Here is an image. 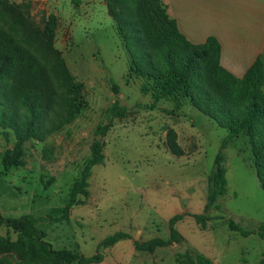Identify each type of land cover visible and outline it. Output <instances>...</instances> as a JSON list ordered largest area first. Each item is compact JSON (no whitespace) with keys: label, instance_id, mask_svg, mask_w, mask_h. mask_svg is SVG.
<instances>
[{"label":"rangeland","instance_id":"1","mask_svg":"<svg viewBox=\"0 0 264 264\" xmlns=\"http://www.w3.org/2000/svg\"><path fill=\"white\" fill-rule=\"evenodd\" d=\"M79 1L77 6L72 0H0V35L36 62L46 77L42 138H28L21 166L8 171L3 159L15 153L19 140L0 122V214L61 216L70 188L91 155L95 131L118 101L127 113L112 120L104 138L105 162L93 169L85 204L73 208L67 222L42 221L39 227L46 232V241L56 250L78 251L88 260L102 254V259L88 264H182L178 259L189 264L194 254L212 264H261L264 240L256 235L244 238L228 227L229 220L248 230L264 223V190L246 137L224 150L228 192L219 198V208L208 213L207 228L186 216L176 225L180 237L172 245L149 252L135 249L134 241L169 239L175 215L203 213L207 178L228 131L188 102L154 103L151 95L142 94L143 80L129 76V56L107 0ZM62 63L69 78L82 85L85 109L72 123L51 131L65 117L72 96L61 74ZM16 86L7 84V90ZM8 112L19 119L27 114L17 100ZM171 132L183 156L170 151ZM117 232L130 234L133 240L98 250ZM0 237L17 240L1 225ZM0 264H45V259H27L16 249L0 248Z\"/></svg>","mask_w":264,"mask_h":264},{"label":"trees","instance_id":"2","mask_svg":"<svg viewBox=\"0 0 264 264\" xmlns=\"http://www.w3.org/2000/svg\"><path fill=\"white\" fill-rule=\"evenodd\" d=\"M79 6V0H72ZM132 6H137L131 11ZM109 15L113 18L117 33L122 39L129 56V76L142 79L141 92L151 95L154 103L160 100L188 102L202 114L212 119L220 128L228 131L217 153L214 167L207 178L206 204L202 214L175 215L170 220V237L156 238L146 244L134 241L137 251H153L157 247L169 246L180 237L176 228L186 216L192 217L202 229L210 221L208 213L219 208L220 197L228 192L226 178V157L224 150L235 140L246 137L251 146L256 174L264 190V56L261 55L241 78L227 71L221 64V44L216 37H209L203 44H194L180 31L177 22L170 18L165 0H107ZM61 74L72 96L67 99L66 114L60 123L51 129L57 130L72 123L85 109L81 84H75L61 64ZM46 77L44 70L27 54L0 35V122L4 128H12L18 136V146L12 155L3 159L5 170L22 164V146L28 138H42L41 128L43 94ZM113 90L120 93L119 86L112 80ZM7 84L17 85L7 90ZM17 100L27 114L21 119L8 112L10 104ZM125 107L115 102L107 111V121L98 125L91 145V155L85 161L80 177L73 183L69 199L59 217L36 218L24 215L20 218H5L0 214V225L16 235L0 237V248L16 249L27 259H45V264H88L87 261L100 260L101 253L87 259L83 254L71 249L56 250L46 241V232L39 224L48 221L50 225L69 221L71 211L85 204L88 196L89 179L93 169L105 162L103 154L104 138L112 128L114 118L124 117ZM168 135V147L175 156H183V151ZM232 232L247 238L252 235L264 240V223L248 230L232 220L228 221ZM133 237L117 232L106 238L99 249L114 247L121 241H131ZM184 264V261L178 259ZM189 264H212L210 259L200 254L189 257ZM264 264V261L261 262Z\"/></svg>","mask_w":264,"mask_h":264},{"label":"crops","instance_id":"3","mask_svg":"<svg viewBox=\"0 0 264 264\" xmlns=\"http://www.w3.org/2000/svg\"><path fill=\"white\" fill-rule=\"evenodd\" d=\"M168 14L194 44L216 37L221 64L243 77L264 56V0H167Z\"/></svg>","mask_w":264,"mask_h":264}]
</instances>
